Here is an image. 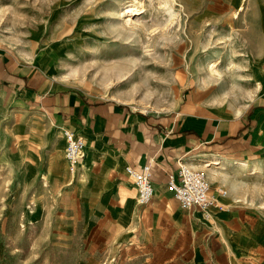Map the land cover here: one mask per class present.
<instances>
[{
    "label": "rangeland",
    "instance_id": "obj_1",
    "mask_svg": "<svg viewBox=\"0 0 264 264\" xmlns=\"http://www.w3.org/2000/svg\"><path fill=\"white\" fill-rule=\"evenodd\" d=\"M254 1L232 20L239 0H0V40L56 88L84 102L124 104L151 116L177 109L185 96L236 114L263 92L252 84V73H264V61H257L264 55V29L249 19L264 7ZM128 6L136 12H126ZM55 128L22 88L0 89V264H245L239 255L228 260L222 253V222L210 223L177 201L166 217L184 214L176 256L143 238L150 202L136 204L133 220L132 187L122 190L129 195L122 219L104 205H91L85 214L75 185L83 180L53 169L62 162L47 150ZM221 170L223 164L210 182L226 189L231 204L244 209L253 202L249 195L264 197V181L216 176Z\"/></svg>",
    "mask_w": 264,
    "mask_h": 264
},
{
    "label": "crops",
    "instance_id": "obj_2",
    "mask_svg": "<svg viewBox=\"0 0 264 264\" xmlns=\"http://www.w3.org/2000/svg\"><path fill=\"white\" fill-rule=\"evenodd\" d=\"M247 1L244 10L250 6ZM260 2L263 3L260 8L264 7L263 0L252 4L259 6ZM250 18L255 23L260 22L264 29V13L249 16ZM261 45L264 46V43ZM16 55L12 48L0 40V89L5 92L22 88L31 103L45 109L48 116L56 122L57 128L51 132L55 137L51 147L47 149L51 155L56 151V157L61 158V164L56 162L54 170H68V163L63 155L65 141L59 129L61 124L83 136V156L72 175L83 180L75 185L80 191L85 214L88 215L91 205L94 208L104 205L107 206V211L122 219V200L123 197H129L122 196V190L130 187L135 190L132 179L125 173V167L129 165L139 170L144 164H150L154 195L146 207L148 226L143 238L149 242V246L161 247L162 254H181L183 230L178 217L184 214L179 213L178 217L173 214L171 220L166 219L167 213H170L168 205H176L173 194L166 189L168 174L177 169L175 158L182 157L190 165L189 161H195L197 155L207 156L202 161L218 157L228 171L221 170L222 172L215 173L216 176L223 178L225 173L241 174L249 175L246 178L249 181H264L262 70L257 69V76L252 73V84L256 91L263 92L251 99L241 112L236 111L235 114L227 110L219 111L184 96L177 109L149 116L127 109L124 104L95 100L84 102L77 95L56 88L48 75ZM257 61H264V55ZM256 81L260 83V88H256ZM189 153L192 154L188 155ZM238 163L244 165L236 168ZM213 177L214 175L210 179ZM259 186L264 189L263 183H259ZM211 190L216 194V188L212 185ZM249 198L253 202L242 209V205L230 203L229 194L219 196L224 208L214 212L212 217L216 219L215 224L222 222V234L227 239L226 248L222 246V253L228 260L239 255L240 261L245 264H264V197L251 194ZM130 204L131 217L136 220L137 202L133 200ZM176 211L179 212L173 209L174 213ZM194 211L195 209L190 213L194 215ZM169 232H173L172 238L169 237ZM168 247L170 250L167 251Z\"/></svg>",
    "mask_w": 264,
    "mask_h": 264
},
{
    "label": "built area",
    "instance_id": "obj_3",
    "mask_svg": "<svg viewBox=\"0 0 264 264\" xmlns=\"http://www.w3.org/2000/svg\"><path fill=\"white\" fill-rule=\"evenodd\" d=\"M62 133L65 141L64 156L69 172L73 173L82 157L85 141L80 133L71 128H64ZM169 157L175 158L173 155ZM175 159L177 169L168 174L166 185L179 206L186 210L196 209L205 219H208L214 210L223 209L224 205L219 196L226 195V189L217 187L216 194H213L205 170L187 164L182 157ZM125 173L134 184L137 204L147 205L154 195L150 164H144L139 170L128 165L125 167Z\"/></svg>",
    "mask_w": 264,
    "mask_h": 264
},
{
    "label": "bare ground",
    "instance_id": "obj_4",
    "mask_svg": "<svg viewBox=\"0 0 264 264\" xmlns=\"http://www.w3.org/2000/svg\"><path fill=\"white\" fill-rule=\"evenodd\" d=\"M245 4H246V0H239V3L238 5L236 6V8L234 10H232V12L230 13L229 17L232 19V20H235L239 17V14L243 11V9L245 8ZM130 7V8H129ZM129 12V13H133V12H136V9L135 8H131V6H128V9L126 10V12ZM129 18H127L126 20H128ZM213 64L211 63L210 64V67L212 68V70H214V67L212 66ZM216 71V70H215ZM260 83L256 82V87L259 86ZM62 136H63V133H62ZM64 139V138H63ZM85 145V144H84ZM83 151H84V146H83ZM83 151H82V156H83ZM81 159V158H80ZM222 163L220 162V160L218 159V157H214V158H211V159H208L206 161H203L202 163H197V162H192L190 163L191 166L193 167H196L198 165L202 166L204 169H206L207 171V175L210 179V177H212V172L213 171H216L219 166L221 165ZM244 163H238V165L236 166V168H239L241 166H243ZM196 210V209H195ZM220 210V209H219ZM198 211V210H197ZM217 210H214L211 215H210V223L213 222V214L214 212H216ZM200 212V211H198ZM200 214L202 215V213L200 212ZM203 217V215H202ZM208 218V219H209ZM204 220H208V219H205L203 217Z\"/></svg>",
    "mask_w": 264,
    "mask_h": 264
}]
</instances>
